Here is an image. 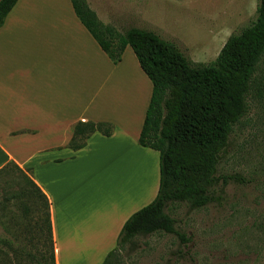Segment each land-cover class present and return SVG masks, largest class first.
Returning a JSON list of instances; mask_svg holds the SVG:
<instances>
[{"label": "crops", "instance_id": "crops-1", "mask_svg": "<svg viewBox=\"0 0 264 264\" xmlns=\"http://www.w3.org/2000/svg\"><path fill=\"white\" fill-rule=\"evenodd\" d=\"M37 1L18 0L0 27V168L15 164L48 199L55 264L62 253L96 256L90 264H101L126 220L157 194L159 154L138 144L152 85L129 47L112 63L70 0H54L42 9L35 8ZM124 57L134 74L126 73ZM88 121L111 124L112 134L96 132L84 148L71 150L73 126ZM93 158L100 161L87 169ZM111 162L124 179L113 182L121 199L112 216L114 203L91 206L81 181L88 170ZM155 170L152 195L136 206L140 198L123 192H134L136 180L139 189L151 190Z\"/></svg>", "mask_w": 264, "mask_h": 264}, {"label": "trees", "instance_id": "trees-1", "mask_svg": "<svg viewBox=\"0 0 264 264\" xmlns=\"http://www.w3.org/2000/svg\"><path fill=\"white\" fill-rule=\"evenodd\" d=\"M18 0H0V27ZM73 11L112 63L120 62L129 47L152 85L138 144L159 154V186L155 198L123 224L116 246L101 264H121V253L134 248L138 238L156 233L174 235L183 246L189 236L176 230L167 213L185 204L188 213L219 202L214 189L238 177L217 176L221 153L233 127L247 114L255 74L264 58V0H258L255 20L230 36L208 65L192 63L172 43L151 31L131 27L119 32L102 23L86 0H70ZM104 122H77L68 148L78 151L94 133L110 136ZM24 184V186H22ZM219 187L220 194L224 193ZM0 191H12L15 210L5 216L0 202V225L11 224V238L0 237V264H55L49 202L35 183L13 163L0 168ZM2 193V194H3ZM6 203V202H5ZM24 242L16 245V237ZM181 258L183 253L178 251Z\"/></svg>", "mask_w": 264, "mask_h": 264}, {"label": "rangeland", "instance_id": "rangeland-1", "mask_svg": "<svg viewBox=\"0 0 264 264\" xmlns=\"http://www.w3.org/2000/svg\"><path fill=\"white\" fill-rule=\"evenodd\" d=\"M52 1L38 0L35 8H48ZM86 2L102 23L113 26L119 32L131 27L151 31L172 43L192 63L202 65L213 62L227 39L255 20L258 6V0ZM124 62L126 73L134 74L126 57ZM126 101L129 102V99ZM248 103V112L233 127L228 146L221 153L217 165V176L238 177L239 180L229 181L225 187L220 184L223 194H220L219 187L214 189L215 195L221 196L218 203L190 213L182 203L166 210L177 220L176 230L189 236L187 245H181L174 235L163 233L138 238L134 248L122 251L121 264H264V58L256 71ZM110 106L119 104L111 101ZM97 160L100 161V158L89 159L87 169ZM109 166L88 170L85 180L81 181L85 185L83 193L88 204L96 206L98 201L106 200L114 203L109 214L112 216L121 199V191L113 186V182L122 184L124 179L117 176L115 172L123 173L117 167L113 168L112 162ZM138 171L142 180L141 164ZM150 180L149 191L144 187V190L142 187L139 189L136 180V190H125L123 193H134L136 198H140L136 206H142L156 187V170L154 173L151 171ZM141 185H144L142 181ZM2 193L0 191V202L5 204V216L17 215L20 226L16 227V231L21 230L22 214L14 208L17 201L12 199L13 192ZM92 212L95 214L96 209L93 208ZM4 224L0 225V237L11 238L14 232L6 233L11 224L8 221ZM23 238L22 234H17L16 245L21 246ZM178 251L183 253L181 258ZM95 259L96 256H68L62 253L60 264H90Z\"/></svg>", "mask_w": 264, "mask_h": 264}, {"label": "bare ground", "instance_id": "bare-ground-1", "mask_svg": "<svg viewBox=\"0 0 264 264\" xmlns=\"http://www.w3.org/2000/svg\"><path fill=\"white\" fill-rule=\"evenodd\" d=\"M134 103V102H133Z\"/></svg>", "mask_w": 264, "mask_h": 264}]
</instances>
